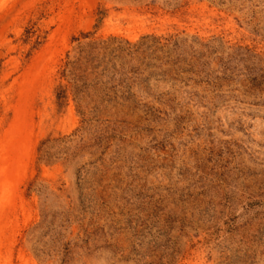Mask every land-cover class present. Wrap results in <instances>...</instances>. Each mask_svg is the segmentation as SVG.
Returning a JSON list of instances; mask_svg holds the SVG:
<instances>
[{
  "label": "rangeland",
  "instance_id": "rangeland-1",
  "mask_svg": "<svg viewBox=\"0 0 264 264\" xmlns=\"http://www.w3.org/2000/svg\"><path fill=\"white\" fill-rule=\"evenodd\" d=\"M0 264H264V0H0Z\"/></svg>",
  "mask_w": 264,
  "mask_h": 264
}]
</instances>
